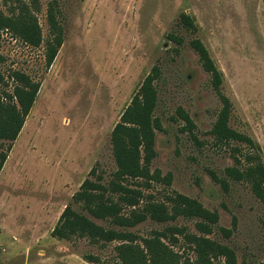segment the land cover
I'll use <instances>...</instances> for the list:
<instances>
[{
	"label": "rangeland",
	"instance_id": "rangeland-1",
	"mask_svg": "<svg viewBox=\"0 0 264 264\" xmlns=\"http://www.w3.org/2000/svg\"><path fill=\"white\" fill-rule=\"evenodd\" d=\"M51 2L58 5L64 43L47 67ZM26 10L40 26V46L0 31V91L13 92L15 72L40 84L0 173V264L119 262L118 241L65 240L53 231L68 206L98 226L119 229L110 220L92 217L75 196L86 180L108 186L114 179L113 130L155 69L154 115L162 129L156 131V157L149 170L161 177L148 188L140 187L141 181L129 184L139 186L146 201L167 203L175 194L199 201L220 218L207 237L232 248L238 264H264V203L248 182L234 181L225 172L235 166V148L258 154L264 164V0H0V14L6 17ZM183 14L193 19L196 30L182 24ZM195 39L223 74L222 92L232 104L229 126L258 149L240 142L215 144L211 130L222 103L190 45ZM179 109L196 125L200 145L185 131ZM8 144L1 141L0 152ZM245 166L243 162L239 168ZM212 174L227 179L228 190ZM197 221L180 216L157 223L148 218L127 230L141 239L171 226L200 234ZM220 228L233 230L232 236L225 238ZM179 240L176 245L162 242L177 254L178 264H194V253ZM135 244L144 249L141 240Z\"/></svg>",
	"mask_w": 264,
	"mask_h": 264
},
{
	"label": "trees",
	"instance_id": "trees-1",
	"mask_svg": "<svg viewBox=\"0 0 264 264\" xmlns=\"http://www.w3.org/2000/svg\"><path fill=\"white\" fill-rule=\"evenodd\" d=\"M58 5L51 2L48 6L47 19L50 27L51 40L47 43L46 65L50 67L55 61L60 48L64 43V32L58 19ZM182 24L191 31L196 30L192 18L183 14ZM8 30L20 36L27 44L38 47L42 43V33L37 20L26 10L18 17H6L0 14V31ZM192 49L199 55L203 69L210 74L212 86L220 97L222 108L217 121L211 130L215 144L220 147L229 146L232 142L246 144L252 150L258 149L254 142L236 132L229 126L232 104L222 92L224 77L213 61L208 49L198 39L190 43ZM11 78L15 82L12 93L0 91V142H8L7 150L0 152V173L12 150L13 143L18 139L25 120L31 112L40 84L33 82L26 74L15 72ZM158 78V70L149 75L127 107L121 121L112 133L114 158L118 170L108 186L100 182L86 180L76 194L77 203L92 217L99 220H110L119 229H105L96 225L87 216L77 213L71 206L63 211L53 236L59 239L70 240L74 236L86 237L93 244L112 243L118 241L116 247L119 262L116 264H178L177 254L170 252L162 239H168L176 245L183 239L184 244L195 255L194 264H238L236 252L221 243L210 239L214 228L219 223V214L211 212L203 205L189 197L175 194L167 198V203L146 201L140 187L148 188L154 180H160L159 173L149 170L156 157V131L162 129L161 121L155 117L158 94L154 88V81ZM185 123V131L189 133L195 144L201 142L194 130L196 125L190 116L183 110L177 112ZM234 167L226 169L228 178L250 184L254 195L264 203V164L258 154L248 152L243 154L240 149L233 150ZM242 155L244 158H239ZM245 162L243 169L239 167ZM215 181L228 190L227 179H220L212 174ZM141 181V186H131L129 181ZM171 184V179L166 178ZM169 203V205H168ZM180 216L197 218L196 230L200 234L190 233L186 228L171 226L164 232H154L149 239H141L127 229L134 228L148 218L157 223L176 221ZM233 228H236V219H233ZM222 235L229 239L233 230L220 228ZM141 240L144 249L135 246ZM151 263H147L146 258Z\"/></svg>",
	"mask_w": 264,
	"mask_h": 264
}]
</instances>
